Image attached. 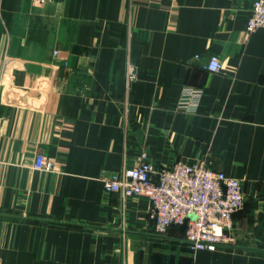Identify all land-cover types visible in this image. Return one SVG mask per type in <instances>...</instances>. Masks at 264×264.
<instances>
[{
    "label": "crops",
    "instance_id": "obj_1",
    "mask_svg": "<svg viewBox=\"0 0 264 264\" xmlns=\"http://www.w3.org/2000/svg\"><path fill=\"white\" fill-rule=\"evenodd\" d=\"M253 1L0 0V264H264ZM186 88L200 94L183 110ZM142 150L156 167L204 163L240 181L230 241L192 249L185 225L155 231L146 197L103 189ZM38 152L53 170L34 168Z\"/></svg>",
    "mask_w": 264,
    "mask_h": 264
},
{
    "label": "built area",
    "instance_id": "obj_2",
    "mask_svg": "<svg viewBox=\"0 0 264 264\" xmlns=\"http://www.w3.org/2000/svg\"><path fill=\"white\" fill-rule=\"evenodd\" d=\"M259 28H264V0L252 2L245 23L247 34ZM205 67L210 72H219V57L211 55ZM126 78L127 81L136 78L133 63L127 65ZM199 94L197 89H184L178 108L191 109ZM33 166L49 171L55 164L50 157L38 152ZM101 181L105 191L119 193L122 199L136 195L146 197L148 217L157 233H164L174 224L185 225L186 240L195 250H213L230 241L232 215L244 202L242 185L236 177L215 171L204 163L179 161L156 167L146 150L140 152L132 167L104 174Z\"/></svg>",
    "mask_w": 264,
    "mask_h": 264
}]
</instances>
